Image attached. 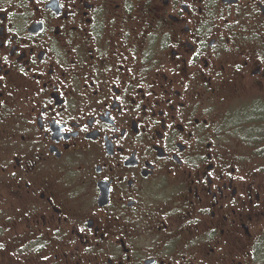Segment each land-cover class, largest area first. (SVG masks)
I'll return each mask as SVG.
<instances>
[{
  "label": "flooded vegetation",
  "instance_id": "flooded-vegetation-1",
  "mask_svg": "<svg viewBox=\"0 0 264 264\" xmlns=\"http://www.w3.org/2000/svg\"><path fill=\"white\" fill-rule=\"evenodd\" d=\"M0 264H264V0H0Z\"/></svg>",
  "mask_w": 264,
  "mask_h": 264
}]
</instances>
